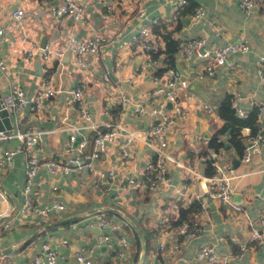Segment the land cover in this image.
Instances as JSON below:
<instances>
[{"label":"crops","instance_id":"0c3cea01","mask_svg":"<svg viewBox=\"0 0 264 264\" xmlns=\"http://www.w3.org/2000/svg\"><path fill=\"white\" fill-rule=\"evenodd\" d=\"M57 1L60 0H0V20L6 25V33L0 35V55L8 69L7 74L0 71V93L6 90L10 79L22 85L29 96L46 84L59 89L45 98L42 110L30 113L25 108L19 119L15 114L9 115L11 126L8 129L11 132L18 128L44 129L35 148L42 158L61 156L63 141L73 127L87 136V149L92 148L96 129L84 125L76 105L68 99V92L62 90L80 81L84 85V99L91 121L97 129L108 128L107 121H121L128 127L139 129L149 124L151 117L135 113L133 102L152 99L150 90L159 83L154 82L151 76L163 61L161 55L154 56L156 62L139 71L144 49L137 33L138 27L147 19L138 16L135 10L141 2L146 8L147 18L158 15V22L168 23L172 0H79L83 14L77 19L65 14L51 15L49 4ZM16 5H22L27 11L25 26L29 37L23 43L19 29L9 21V10ZM198 6L203 8V13L194 17V9ZM170 27L173 36L180 41L173 67L181 76L188 78L186 90L192 96L188 98L186 91L179 88L188 117L171 127L169 149L176 158L192 168L194 173L189 174V178L193 181L184 179V171L175 161L167 162L170 183L156 190L138 185L120 188L116 186V177L102 176L96 183L91 180L88 170L83 168L72 169L64 175H53L41 165L35 175L40 183L31 191V198L46 206L59 199L65 207L51 209L44 215L25 214L19 207L25 195L26 153L17 136L0 138V153L4 147H17L11 164L0 166V264H32V257L44 240L56 246L59 253L57 264H77L74 255L80 249L86 250L100 264H137L141 249L137 228L145 244L140 264H207L196 256V249L201 243H212L220 251L228 252L231 264H264L262 250L247 242L250 219L232 209V205L240 204L252 217L251 220L256 219V209L264 191V143L252 147L249 161L240 160L242 152H237L228 144L218 150L239 173L233 179L235 191L230 202L202 194L201 199L207 203V213L202 217L196 216L199 200L195 193L201 192V185L194 175L195 172H206L205 159L210 147L208 138L224 122L218 114V105L227 94L232 100L238 92L239 105L248 114L255 112V123L264 122V84L257 71V60L264 55V1L246 12L238 0H187L175 23L167 26ZM96 31L107 34L109 40L96 53L84 56L92 68L88 65L81 69L73 60L67 39L70 34L89 37ZM188 37H202L203 49L244 37L249 48L227 53L226 61L216 66L213 75L197 77L195 71L203 64L202 57L198 52L185 57L181 51L182 43ZM157 39L153 34L152 43L163 46L161 36ZM44 42H49L53 57L44 59L38 53L32 57L22 56V45L36 48ZM148 56L153 57L150 52ZM230 63L234 67L230 68ZM103 72L108 73L109 80L102 77ZM200 101L210 103L215 108L214 112L205 111ZM258 104L262 106V111ZM197 133L207 137V141L197 137ZM123 139L119 134L108 143L109 148L106 147L105 152L100 154L95 165L101 169L112 166L116 173L137 168L136 178L140 180L145 159L152 156L153 151L145 138H137L129 144L131 155L125 163L120 157ZM211 155H215L214 151ZM52 184L57 185L55 190H52ZM182 184H185V197L190 195V198H183L178 193ZM170 197L179 199L181 205L194 203L185 219L199 218L193 236L179 237L181 247L175 254L158 249V230L154 227L163 201ZM99 210L110 217L113 224L101 229L92 219L93 213ZM119 210L133 220L136 228ZM173 221L175 227L179 221L176 224ZM102 231L109 233L111 248L100 240ZM232 234L236 239L230 238ZM121 235L128 241L123 255L117 252L122 247L118 242ZM242 242L247 243L241 250Z\"/></svg>","mask_w":264,"mask_h":264},{"label":"built area","instance_id":"2783aa9c","mask_svg":"<svg viewBox=\"0 0 264 264\" xmlns=\"http://www.w3.org/2000/svg\"><path fill=\"white\" fill-rule=\"evenodd\" d=\"M27 1V0H23ZM241 8L249 12L253 8L258 7L264 0H238ZM187 3V0H172L170 11V22L173 24L178 18L179 11ZM49 12L51 15H71L75 19L82 17L83 6L79 0H60L49 4ZM136 14L140 17H146V22L138 27V37L144 52L141 53L143 63L139 71H143L146 66L156 62L154 58L148 56L149 50L153 49L155 45L151 41L153 32L151 26L158 23V15H152L147 18L146 8L143 3L139 2ZM27 11L22 5H16L9 10V21L19 29L21 43L29 37L28 29L25 26V15ZM203 13V8L198 6L194 9V17L200 16ZM171 24V25H172ZM6 33V25L0 20V35ZM109 40L107 34L102 32H94L89 37H79L75 34H70L67 43L73 54V60L81 69H85L91 64L84 58L87 54L96 53L103 43ZM204 39L202 37H188L181 46L182 54L189 57L193 52L198 54L203 59V64L197 68L195 75L197 77L211 76L215 73L216 66L226 61L227 53L235 51H246L249 48L248 41L242 37L237 40H227L221 44L214 46L211 49H203ZM20 52L23 57H32L38 53L42 58L48 59L53 57V51L49 42H44L37 45L36 48L22 45ZM229 67H234L233 63ZM92 68V66H91ZM0 71L3 74L8 73L5 59L0 55ZM257 71L260 81L264 84V55H260L257 60ZM102 77L109 80L108 73L103 72ZM151 79L159 83L156 87L150 90V101L137 100L133 102V110L140 116L151 117L149 124L144 128L128 127L121 121H107L109 125L105 129H97L96 124L91 121L90 110L87 107L84 99V85L80 81L72 87L63 88V91L68 92L69 101L73 102L81 119L84 120V125L96 129L93 134V145L90 150L87 149V136L78 131L75 127L69 131L68 135L63 141L61 148V156L42 158L36 151V144L40 140V135L44 129H21L18 128L11 132L8 128H0V138H10L12 135L21 139L26 156L24 160V185L25 192L23 202L19 209L22 213H38L40 215L47 214L51 209H63L65 204L59 200L54 199L50 206L40 205L31 198V191L40 183L39 179L35 178L36 172L41 165H44L50 174L64 175L68 174L72 169L79 170L81 168L87 169L90 173V178L93 182H98L100 177L106 176L113 179L116 177L120 188L128 186H142L150 190H156L164 187L170 183V176L168 174L167 162H178L184 171L183 177L185 180L193 181L189 178V174L194 173L192 168L185 162H181L176 158L169 149V132L171 127L179 120H184L188 117V112L181 102L183 97L179 88L186 91L185 95L191 97V92L187 91L188 78L181 76L176 72L175 68L168 65L161 73H152ZM58 87L52 84H46L37 88L32 96H29L25 89L18 82L8 80L6 90L0 93V102L2 107L10 114L18 116L25 113V108L30 113H36L43 109L44 100L46 97L54 95ZM239 93L235 92L231 100V106L235 112L245 117L247 112L239 105L237 98ZM167 103H170L168 106ZM200 106L208 113L214 112V107L207 101H200ZM259 110L262 111V106L258 104ZM10 117V116H9ZM244 145L240 160L249 161L251 156V149L253 146L259 147L264 143V122L258 121L255 132H250V127L244 125L241 129ZM123 136V143L120 144V157L127 162L131 155L129 144L134 142L137 138H145L146 143L153 151L152 156H147L141 170L143 176L140 180L136 178L138 172L137 168H133L129 172L124 170L116 173L114 167L101 169L95 165V161L100 154L105 152L107 143L112 142L117 135ZM197 137L207 141V137L197 133ZM17 150V147H4L0 153V166L8 165L12 162V156ZM213 150L208 147L206 159L212 165L210 173L195 172V178L200 181L201 192L195 193L196 199L199 200V207L196 211V216L202 217L207 213V203L201 199L202 194H207L211 198L217 200L230 202L231 195L234 193L233 179L238 176L236 167L232 162L226 159V156L217 152L211 155ZM109 187L110 185H105ZM56 184H52V190H55ZM247 191V187H245ZM178 193L183 198H190L185 193V184ZM181 201L174 197H170L163 201L161 210L157 216L154 227L158 230V249L162 252H169L175 254L180 250L181 240L180 236L189 238L196 233L199 225V218L195 220H180L175 227L172 225L173 220L179 218V209ZM233 211L236 214L241 213L249 220L247 242L251 245L258 246L264 257V191L261 196L260 204L256 209L255 221L251 220V216L245 211L240 204L232 205ZM93 220L96 221L101 229H104L111 224L113 220L105 215L102 211L93 213ZM256 222V223H255ZM7 225V222L5 223ZM231 239H236L235 235H230ZM65 239H62L64 241ZM100 240L108 247H112V241L108 232L102 231ZM121 248L117 250L119 255L126 253L128 248V241L124 235L118 239ZM247 242L240 243V249L246 247ZM240 254V252H239ZM59 253L55 245L44 240L40 243L39 251L32 257V264H57ZM196 256L204 260L207 264H231L230 254L217 249L212 243H201L196 249ZM75 260L77 264H100L95 262L86 250L80 249L75 252Z\"/></svg>","mask_w":264,"mask_h":264},{"label":"trees","instance_id":"16d2710c","mask_svg":"<svg viewBox=\"0 0 264 264\" xmlns=\"http://www.w3.org/2000/svg\"><path fill=\"white\" fill-rule=\"evenodd\" d=\"M170 25L171 22L169 21L168 23L158 22L151 26V30L154 34L155 39L161 36L164 41L163 46L155 45L153 49L149 50V52L153 56L151 58H155L159 55L162 56L163 65L160 64L156 68L155 73H161L168 65L173 66L174 54L178 47H180V41L173 36V29H171V27L167 28V26ZM164 62L167 64L164 65ZM218 114L224 119V122L209 136V146L212 148L214 153H217L221 147L224 148L226 144H228L237 152L241 153L244 145L241 126L248 125L250 127V132H255L257 127V123H255V112H251L250 114L247 113L245 117L239 116L231 106V96L227 94L218 105ZM205 161V173H210L212 171V165L210 164L208 159H205ZM194 205V203L181 205L179 209V218L177 219V221H173V223L176 224V222L187 218L188 213H190Z\"/></svg>","mask_w":264,"mask_h":264},{"label":"water","instance_id":"95a60500","mask_svg":"<svg viewBox=\"0 0 264 264\" xmlns=\"http://www.w3.org/2000/svg\"><path fill=\"white\" fill-rule=\"evenodd\" d=\"M10 126H11V123H10V120H9L8 111L4 107H2V103L0 102V128H9ZM119 211L124 215V217L133 226H135L133 220L130 219V217L128 215L124 214V212L121 211V210H119ZM135 228H136V226H135ZM137 231L139 233V237H140V240H141L140 256H139L138 261H137V264H140L142 259H143V257H144V254H145V244H144V238L142 236V233L138 230V228H137Z\"/></svg>","mask_w":264,"mask_h":264},{"label":"rangeland","instance_id":"374dc122","mask_svg":"<svg viewBox=\"0 0 264 264\" xmlns=\"http://www.w3.org/2000/svg\"><path fill=\"white\" fill-rule=\"evenodd\" d=\"M108 148H109V144L107 143V145H106Z\"/></svg>","mask_w":264,"mask_h":264}]
</instances>
